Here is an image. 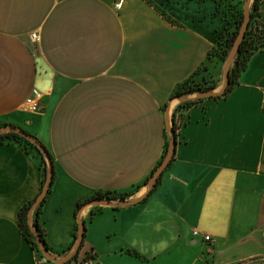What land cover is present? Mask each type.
Returning <instances> with one entry per match:
<instances>
[{"label": "crops", "instance_id": "obj_1", "mask_svg": "<svg viewBox=\"0 0 264 264\" xmlns=\"http://www.w3.org/2000/svg\"><path fill=\"white\" fill-rule=\"evenodd\" d=\"M152 1L174 22L148 0H0V129H23L53 158L41 225L57 260H42L21 234L18 213L40 192L43 171L13 141L0 144V264L264 259V51L228 96L185 111L175 160L150 194L145 182L163 160L180 104L173 91L207 63L229 26L215 0ZM225 66L209 64L217 79ZM29 98L37 111L25 109ZM98 191L144 199L87 202L77 212ZM79 220L84 242L68 260Z\"/></svg>", "mask_w": 264, "mask_h": 264}, {"label": "trees", "instance_id": "obj_2", "mask_svg": "<svg viewBox=\"0 0 264 264\" xmlns=\"http://www.w3.org/2000/svg\"><path fill=\"white\" fill-rule=\"evenodd\" d=\"M148 1L149 3H151V5L155 7V9H157V11H159L163 16H165V18H167L171 22H174V20L170 16H168L161 7L154 4L152 0H148ZM215 1L221 8H223L224 12L226 13L229 19V26L227 27L224 34L219 38V41L216 44V46L213 49H211V51L209 52L207 63L199 67L192 76H190L187 80L179 84L173 91L171 98H177L180 96H190L197 94L201 91H212V90H216L219 87L220 80L217 79L215 75L211 73L209 64H211L212 62H216L218 64L226 63L229 52L231 51L234 45V42L237 38V35L245 19V15H244L245 1H239V2H235L231 0H215ZM250 16H251V21L246 36L240 46V50L238 54L236 55L231 65L230 84L226 88L225 92L221 96L216 98L228 96L237 85L238 78L240 77L241 73L247 68L251 57L259 51H264V0L253 1L250 10ZM201 101H203V99L190 100L188 102L180 103L177 106L171 120L172 121L171 129L174 131L176 137H178L179 131L184 124L185 111L191 108L192 106L200 103ZM13 141L22 144L27 151L34 153L40 159V165L43 171L41 189L40 192L32 201L28 202L20 209L18 213V225L21 234L23 235V237H25V239L29 243H31L33 248L37 251L39 257L42 260L44 259L45 261H47V259L43 256L42 252L40 251L37 245L35 236L32 232V228L38 230L43 243L50 250V246L47 242L45 230L41 225V213L49 194L52 192V187L50 188L49 193L45 198V200L36 207L33 214L32 224L30 223V218H29L31 209L35 201L37 200L39 194L42 192L46 182L47 168H48L47 162L43 154L39 151V149L36 146H34L30 141H28L26 138L16 133H6L0 135V144L5 142H13ZM168 148H169V141L167 142V149L165 155L167 154ZM174 160L175 157L173 158L172 162ZM54 179H55V172H54ZM149 179L150 177L147 178L145 185L148 184ZM161 181H162V177L158 180L154 188L151 190L150 194L155 192V190L160 185ZM132 195L133 193L131 192L117 194L111 191H98L94 197L87 199L85 202L79 204L77 208V212L84 205V203L90 201H95V200L125 201ZM77 236H78V228L74 234V242L77 241Z\"/></svg>", "mask_w": 264, "mask_h": 264}, {"label": "water", "instance_id": "obj_3", "mask_svg": "<svg viewBox=\"0 0 264 264\" xmlns=\"http://www.w3.org/2000/svg\"><path fill=\"white\" fill-rule=\"evenodd\" d=\"M253 1L254 0H246L245 1V4H244L245 19H244V22L241 26V29L237 35V38L234 42V45H233L231 51L229 52L228 58L226 60L224 80H223V85H222L221 90L201 91V92L194 94V95L177 97V98H175V100L179 101L180 103H183V102H188L190 100H195V99L216 98V97L221 96L225 92L226 88L230 84V69H231L232 62L234 61L236 55L238 54V52L240 50V46H241V44H242V42L246 36L247 30H248L249 25H250V21H251L250 8H251ZM168 132L170 134L169 148H168L167 154L165 155L164 159L162 160L160 165L156 168V170L154 171V173L152 174V176L150 177V179L148 181L147 186L149 187L150 192L154 188V186L156 185L158 180L163 176L165 171L168 169V167L170 166V164H171V162H172V160L176 154L177 144H178L177 137L171 128L168 129ZM6 133H16V134H19L20 136L26 138L28 141H30L34 146H36L39 149V151L43 154V156L45 157V159L47 161V167L48 168H47L46 182H45V185H44L42 192L39 194L37 200L35 201L32 209H31L30 216H29L30 223L32 224L34 210L36 209V207L40 203H42L45 200V198L47 197V195L49 193L50 188L53 185L54 172H55L54 171V163H53V160L51 158V154L49 153L47 148L33 135L27 133L23 129H20V128L12 126V125H7V126L3 127L2 129H0V135L6 134ZM148 195L149 194H147V196ZM143 199L144 198H141L137 201L95 200V201L89 202V204H93L95 206L126 207V206H131L133 204H136ZM32 232L35 236L37 245H38L40 251L42 252L43 256L50 261L57 262V260H55L50 255L49 249L43 243L38 230L35 228H32ZM84 238H85V224L83 221L79 220V228H78V236H77L76 246H75V249L73 250V252L70 254L68 260L73 258L74 255H76L80 251V249L83 245V242H84ZM58 263L62 264L61 262H58Z\"/></svg>", "mask_w": 264, "mask_h": 264}, {"label": "built area", "instance_id": "obj_4", "mask_svg": "<svg viewBox=\"0 0 264 264\" xmlns=\"http://www.w3.org/2000/svg\"><path fill=\"white\" fill-rule=\"evenodd\" d=\"M122 6V3H119L117 5L118 8H120ZM31 38L34 40V41H39V34L38 33H32V36ZM37 103L35 101L34 98H29L27 101H26V104H25V109L27 111H31V112H35L37 111ZM195 236H201L203 238V240L208 243V244H211L213 243V238L212 236L210 235H207V234H202L199 230H197L195 232ZM93 263V258H84V259H81V260H76L75 262L71 263V264H92Z\"/></svg>", "mask_w": 264, "mask_h": 264}, {"label": "rangeland", "instance_id": "obj_5", "mask_svg": "<svg viewBox=\"0 0 264 264\" xmlns=\"http://www.w3.org/2000/svg\"><path fill=\"white\" fill-rule=\"evenodd\" d=\"M233 63V62H232ZM226 64V63H225ZM223 75L220 77V83L221 85L223 84ZM2 129V128H1ZM45 158V157H44ZM46 160V159H45ZM47 162V161H46ZM126 201V200H125ZM246 264H264V259H259V260H255L253 262H250V263H246Z\"/></svg>", "mask_w": 264, "mask_h": 264}]
</instances>
